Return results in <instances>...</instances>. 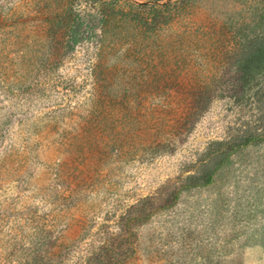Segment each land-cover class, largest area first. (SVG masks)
<instances>
[{
    "label": "rangeland",
    "instance_id": "374dc122",
    "mask_svg": "<svg viewBox=\"0 0 264 264\" xmlns=\"http://www.w3.org/2000/svg\"><path fill=\"white\" fill-rule=\"evenodd\" d=\"M99 1L0 0V264H28L35 246L49 264H264V142L133 226V255L95 254L125 208L193 176L198 152L254 131L260 115L218 98L183 142L157 143L214 73L221 35L250 22L256 2L121 0L154 20L153 6L176 8L152 28L116 15L99 50L84 41L62 55L51 14L67 6L97 24Z\"/></svg>",
    "mask_w": 264,
    "mask_h": 264
},
{
    "label": "trees",
    "instance_id": "16d2710c",
    "mask_svg": "<svg viewBox=\"0 0 264 264\" xmlns=\"http://www.w3.org/2000/svg\"><path fill=\"white\" fill-rule=\"evenodd\" d=\"M179 1L183 2L184 0ZM253 1L256 3L252 4L253 11L250 14V22L247 20L238 22L235 31L232 32L231 27L227 30H230L229 34L221 35L218 41L221 46V57L215 65L214 73L202 88L193 92L189 107L183 117L177 120L172 130V137L157 143L160 148L168 146V149L172 150L171 147L175 145V137L183 142L194 129V124L207 112L211 102L218 98H231L238 106L254 105L260 111L257 120L258 127L254 131H244L242 135L228 143L223 140L209 142L204 150L198 152L196 162L201 169L197 173H194L193 176H185L172 185L161 186L155 195L140 198L125 208L118 218L119 232L108 243H103L98 248L99 251L95 253L102 260V254L105 255L108 252H112V255L115 254L117 257L123 253L133 255L134 242L130 241V238L136 237L133 226L143 225L157 213L174 206L182 192L192 187L210 184L217 171L228 164L230 155L239 148L264 142V0ZM99 5H106V12L99 13L97 24L89 19V24L84 25V16L79 11H73L67 6L61 12L51 14L49 17L51 25L47 33L48 36L58 37L57 45L63 48L62 55L73 49L76 44L84 41L92 43V47L99 50L106 32V28L103 27L115 29L118 24L116 15L128 21L139 17L140 26L152 28L158 23L156 18H161V15L171 13L172 9L176 8V3L168 5V7H166L167 4H161L159 7L153 6L151 9L153 17H155L154 20L144 17L142 14L139 15L133 9L124 10L121 0H101ZM160 8H165L166 11H162ZM96 25L101 28V35L94 32ZM157 143L148 149H158ZM126 233L128 234L126 235ZM117 241L118 243L115 244L114 242ZM115 246L116 248H114ZM34 250L31 252L28 264H49L48 260L44 258L41 246H35ZM110 257L108 254L107 258ZM91 259L92 257L85 259L84 263L89 264ZM98 261L100 262L99 258Z\"/></svg>",
    "mask_w": 264,
    "mask_h": 264
}]
</instances>
